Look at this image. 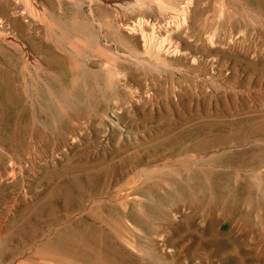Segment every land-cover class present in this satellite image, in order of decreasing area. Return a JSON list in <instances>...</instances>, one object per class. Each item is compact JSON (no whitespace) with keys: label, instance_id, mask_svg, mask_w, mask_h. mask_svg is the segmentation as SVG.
<instances>
[{"label":"rangeland","instance_id":"1","mask_svg":"<svg viewBox=\"0 0 264 264\" xmlns=\"http://www.w3.org/2000/svg\"><path fill=\"white\" fill-rule=\"evenodd\" d=\"M29 1L44 14L37 22L24 4L18 5L32 19L30 28L35 33L33 38L18 36L20 45L14 47L0 42L8 53H0V87L15 85L28 88L30 94L36 91L42 107H48V93L61 102L69 95L91 113L102 107V94L108 105L103 117L95 112L93 126H80L74 142L69 134L66 145L59 144L54 151L46 146L53 160L29 172L25 184L29 192L19 196L6 218L0 201V264H264V161L250 163L252 154L264 155V126L253 138L241 131L237 136L242 144L234 140L213 153L194 152L189 144L196 138L191 125L207 115L225 120L257 110L264 116V72L258 63L252 73L239 59L242 48L256 42L264 45V3L257 9L249 0H137L144 6L139 11L127 1L117 8H99L90 0ZM142 14L149 24L143 26L144 31L154 36L149 50L141 34L122 29ZM106 20L113 26L98 24ZM205 21L215 34L213 42L201 48L187 32L188 28L198 30L197 25ZM43 39L69 56L71 69H66L69 73L62 85L31 81L39 71L40 59L28 65L23 48L29 51L34 40ZM159 42L172 49L171 54L160 52L156 60L154 45ZM9 55L18 62L16 66ZM256 56L249 55L248 60ZM191 58L216 66V71L207 70L197 88L192 82L195 66ZM138 59L144 62L137 64ZM103 62L123 72L132 70L136 77L126 86L128 90L123 89L127 94L122 97L121 118L110 110L117 101L110 87L100 84L99 77H92L84 67L98 69L91 63L101 68ZM167 72L174 73L172 80H166ZM187 76L191 82L185 83ZM48 121L47 127L57 122L56 118ZM177 133L181 139L172 142L169 137ZM124 147L128 152L132 147L139 151L141 164L136 170H129L131 164L122 168L114 164L119 148ZM70 163L110 169L75 192L66 207L54 205V217L49 218L40 201L57 180L51 174ZM130 180V188L123 191L128 198L118 200L115 191ZM35 205L40 221L6 238L22 209Z\"/></svg>","mask_w":264,"mask_h":264},{"label":"bare ground","instance_id":"2","mask_svg":"<svg viewBox=\"0 0 264 264\" xmlns=\"http://www.w3.org/2000/svg\"><path fill=\"white\" fill-rule=\"evenodd\" d=\"M126 1L129 4H134L135 7L137 6L139 11L143 10L144 8L143 4H141L143 2L138 1L139 2L138 3L137 0H90V4L98 5L99 8H101V6H111V7L117 8L121 4H124V2L126 4ZM140 1H144V0H140ZM147 1H150V0H147ZM249 1L257 9L260 7L261 4L264 3V0H249ZM19 4L20 5L24 4L25 8L26 7L28 8L27 9L28 15H30V17L33 20H36L37 22H38V18L42 14H44V12L38 7L36 3L31 2L29 0H0V42L2 41L7 42L13 47L16 45H20L17 39L18 36L19 37L27 36V37L33 38V35L35 33L34 30L30 28L31 18L29 19L28 17H26L25 9H22L21 7L20 9L18 8ZM155 5L157 4L155 3ZM182 7H186V6H182ZM255 13H256V17L260 16L258 15L259 13L257 14L256 11ZM143 14L141 15L142 17H139L136 20V22L129 21L131 25L130 24L123 25L122 29L123 31L127 30L128 33L130 34H135V35L141 34L143 38V40L142 39L141 40L144 42L143 46L146 50H149L153 45L154 36L152 35V33H148V32L146 33L144 31L143 26L149 25V24H148V21L144 19ZM262 17L264 18V16ZM98 24L101 27L113 26L111 21H108V20H106L105 23L103 21V22H99ZM197 29L198 30L188 28L187 37H189L190 39H193L195 42H199L201 48L205 46L206 43L213 42V36L215 32H209L210 28L208 27V24L206 23V21L198 24ZM200 30L203 32L202 34L199 32ZM34 41L35 42L30 47L29 51L23 48V52L26 57V61L28 65H33L37 59H40L39 71L35 73L36 77H31L32 83H36V81H40L44 83L46 81L48 83H55L58 85H62L66 78L67 73H69L67 72L66 69H71L70 64L68 62L69 56H63L62 49L55 44L46 42L47 40L44 41L43 39V42L38 41V40H34ZM154 46H155L154 49H156L157 51L154 57L156 60H160L159 53L162 51L163 52L165 51L164 53L169 51L171 54L170 50L172 48L170 49V46H168L165 49L164 45L160 42L155 43ZM262 47H264V45L260 43L258 44L256 42L253 45H249L248 47L242 48L243 51L240 54L239 59L240 61H244L248 64V67L252 71V73L255 71V69H257L258 63H259V68H262V72H264V51H262L263 50ZM74 49L79 54H84V52L80 51L76 47H74ZM176 49L175 51L178 52V50ZM0 53H2L4 56L8 54L5 51L4 47H2L1 45H0ZM149 53L152 54V52H149ZM249 55H252V56L257 55L256 56L257 59L253 61L251 60L249 61L248 60ZM7 58L15 66H16V63H18L10 55ZM72 60L74 62V59ZM190 60H191V63H193V65L195 66V69L193 70L194 73L192 75V82L196 84L195 87L197 88L199 86V83L206 78L207 70L210 69V70L216 71L215 70L216 66L213 63H210L209 65L204 64L195 58H191ZM142 62L144 61H140V59L137 60V64H142ZM101 64H102L101 65L102 67L100 68L95 63H91L92 67H95L98 69H91V67L89 66L90 67L89 68L87 65H84V67L88 70L91 76L93 75L95 77H99L100 84L110 87L111 92H113V94L116 96L117 101H118V102L116 101L113 104L114 106L110 110L115 115L117 114L118 118H121L120 116H118V113H120V110H121L120 106L121 105L124 106V104L122 103V99L125 98L124 92H127L125 90L123 91V89H126V86L128 85V83L132 79L134 80L136 77L133 74L134 72H131L132 70L123 72V71L118 70V68L115 69V68L110 67L109 64L105 62ZM13 70H14V67H13ZM32 74L31 76L34 75ZM39 74L40 76H37ZM173 74L174 73L172 72L171 73L167 72L165 75L166 80H172V77H174ZM175 74H178V73L176 72ZM17 75H19V78H20V74L17 73ZM144 76L146 77L145 74ZM189 78L188 76L183 77L184 82L185 83L191 82L189 81ZM23 80L24 78L22 79V81ZM23 83H26V82H23ZM26 86H28V84ZM35 92L33 94L32 93L30 94L28 92V88L26 89L24 86L17 87L15 85H12V86L5 85L3 87L2 86L0 87V201H1V209L3 210V213H5L4 218L7 217L6 215L11 213L10 211L12 210L14 203L19 202L20 195L27 196L29 191L28 189H26L27 186H25V184L28 183V182L26 183V180L28 178L27 176L29 172L31 173L37 168H40L41 165L45 166L53 160V159L51 160V158L47 156L48 153L46 151V148L49 147L51 151H54L52 149L55 148V146L59 144H62L63 146L65 142L67 141V140L65 141L66 136L68 135L67 137H69V134H70L71 140L74 142L77 138L75 136V132H78V130L80 129V126L81 125H92L94 121L93 115L95 114V112H97L96 115L98 117H103L102 113L104 110H106L105 108H107V105H108L105 94H102L103 95L102 101H104L102 104V107L100 109L93 110L92 113L93 112L94 113L92 114L88 106H85L83 103L78 102L76 99H71L69 95H65L63 98V102H61L60 100L54 98L56 97L55 95L53 94L51 95L48 93L46 95L47 100H48L46 103L48 104V107H42L39 102L41 100V97L39 96L37 92L36 93ZM129 92L130 91H128V93ZM129 99H130V95H129ZM124 101L126 102L125 99ZM244 112L240 114H236V115H231L230 118L225 119V120H222L220 118L221 116H218V115L213 116V117L211 115H207L204 119L193 123L191 127H192L194 134H196L197 139L194 137L195 141H193L192 143H189L191 144L190 149L198 153L206 152V151L213 153L216 151L215 149H218L223 145L227 146V144H230V142H233L234 140H236L235 143L242 144L241 140L238 141L239 138L237 136L241 133V131L246 132L251 138L258 136L261 133L262 126H264V116L262 115L261 111H257V110H254L253 112L251 111L250 112L247 111L245 113ZM50 118H53V120L54 118H56L57 122L53 126L47 127L46 123L48 122L51 123L50 122L51 120L48 121ZM108 120L109 119H107V121ZM205 132L206 133L208 132L209 135H206ZM190 137L191 136H189L188 140L191 142ZM169 138L170 140H172V142H178L181 139V136L177 133V134H173ZM242 139H245V137ZM120 140H121V137H119V141ZM125 147L119 148V151L117 150L118 158L116 157V155L114 156V158L115 157L117 158V162L115 160L114 164L121 168L124 164H127V166L131 164L129 166L131 167L129 170L131 171L136 170L137 167L141 164L140 163L141 162L140 153L139 151H137L136 148H133V147L132 148L130 147L131 149H129L130 151L128 152V149H126ZM238 156L240 155L238 154ZM237 160H238V157L236 161ZM239 160H240V157H239ZM250 160L249 161L252 165L260 164L264 161V155L263 157L260 158L259 156L252 154L250 157ZM70 164L69 165L65 164V166L63 165L64 167L62 166L63 169L61 168V171L58 170L59 172H54L53 174H51L53 177L57 178V180L53 184L52 190L50 194L47 196V198H44L40 201L43 207H45V209L47 210V216H49V218L54 217V214H55L54 205L59 204L63 207H66L67 205L70 204L69 202L72 201L73 194L75 192L78 193L77 191L84 190L85 186L89 185V183H92L94 180L99 178L102 174H106V172H108L110 169L109 166H107L108 169L105 167L101 168L99 164L100 165H103V164H101L100 162L99 164H96V165L94 163L92 165L88 163H84V164L77 163L76 165H72L74 163H72L71 165ZM127 169L125 168L124 170H127ZM121 170L123 171V169ZM138 172L136 171L135 174L133 172L134 178L137 177ZM116 178H118V176ZM130 182L131 180L128 181V183L126 184H121V187L115 191V193L117 194L118 200L121 201V200H124L125 198H128L129 195L123 194V191L124 189L130 188ZM25 198L23 199L25 200ZM37 205H35L34 207L30 209L28 207L22 209L21 214L19 215L18 219L14 221V223L11 226V229L7 233L6 238L11 236L12 234L19 232L23 228L26 231H28V229H31L34 226L35 222L40 221V218L37 216L38 213H36L38 212ZM23 206H26V205H21V207ZM86 207L91 208V206L89 205L88 206L86 205Z\"/></svg>","mask_w":264,"mask_h":264}]
</instances>
